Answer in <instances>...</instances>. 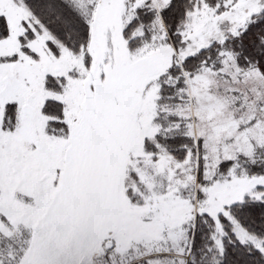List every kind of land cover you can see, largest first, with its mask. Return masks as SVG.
<instances>
[{"label":"snow or ice","instance_id":"6c2138e0","mask_svg":"<svg viewBox=\"0 0 264 264\" xmlns=\"http://www.w3.org/2000/svg\"><path fill=\"white\" fill-rule=\"evenodd\" d=\"M0 264H264V0H0Z\"/></svg>","mask_w":264,"mask_h":264}]
</instances>
